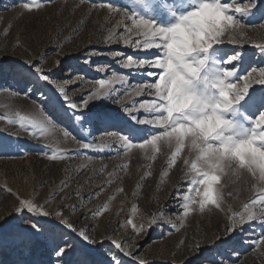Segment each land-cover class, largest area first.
I'll use <instances>...</instances> for the list:
<instances>
[{
    "label": "rangeland",
    "instance_id": "374dc122",
    "mask_svg": "<svg viewBox=\"0 0 264 264\" xmlns=\"http://www.w3.org/2000/svg\"><path fill=\"white\" fill-rule=\"evenodd\" d=\"M25 2L30 0H0V60L5 64L35 61L66 85L65 90L77 102L99 87L97 80L125 76L124 81L116 80L110 85L111 99L89 105L87 111L93 117L105 113L123 116L115 99L124 98L126 106L132 107L135 103L138 107L142 99L148 98L147 94L125 98L137 84L151 78L122 66L127 56L139 58L148 53L136 52L122 41L103 43V38L112 33L116 37L126 33L124 24L118 23L122 18L99 5L111 2L126 8L129 14L136 11L153 16L151 0H145L142 5L135 0H84L83 3L81 0H38L43 7L31 12L23 8ZM248 2L240 0L241 4ZM168 6H174L172 0H168ZM154 18L170 22V18ZM244 19L258 27L264 17L250 13ZM243 39L264 42V30H248ZM216 49L230 52L231 46L220 45ZM245 51L249 58L246 66L264 67V58L250 43L245 45ZM86 58L88 63H84ZM23 87L12 75L0 74V216L10 214L18 205V198L33 199L50 212L63 205L65 214L78 229L87 228L96 239L110 236L123 240L132 253L125 256L110 241L93 248L75 234L65 236L76 249H92L90 255L96 261L107 258L111 248L122 264H138L140 258L147 264H214L217 260H223L224 264H264V245L256 244L264 234V223L260 220L248 223L236 234L234 242L211 243L215 238L225 239L228 215L242 211V205L264 188L251 173L240 170L239 175L229 172L221 178L224 211L209 205L201 212L197 203L193 206L195 210L185 216L181 207L183 196L199 200L185 183L188 177L183 160L194 158L187 148L180 153L177 163L168 168L172 146L161 144L155 159H149L138 148L125 152L117 143L119 126L103 119L88 125L83 121L74 122L62 107L55 85L45 86L41 82L39 90L44 94L34 89L31 97L19 94ZM262 87L254 85L257 90ZM17 114L36 119L38 128H44V135L39 130L35 137L27 135L15 123ZM46 116L52 120L51 124L45 120ZM141 118L151 117L142 114ZM65 130L76 139L65 137ZM78 141L94 142L98 147L79 149ZM52 152H58L64 159H47ZM121 188L123 191H119ZM97 211L99 215H94ZM153 217L158 224L149 227L147 234H136L132 225L127 224L131 219L137 227L147 226ZM197 244L202 251H194ZM65 259L72 264V257ZM0 264H59V261L43 241L36 240L26 251L7 244L0 246Z\"/></svg>",
    "mask_w": 264,
    "mask_h": 264
},
{
    "label": "snow or ice",
    "instance_id": "6c2138e0",
    "mask_svg": "<svg viewBox=\"0 0 264 264\" xmlns=\"http://www.w3.org/2000/svg\"><path fill=\"white\" fill-rule=\"evenodd\" d=\"M81 2L83 3L84 0ZM135 2L142 5L145 0H135ZM172 3L174 6L169 7L168 0H151L153 16H146L136 11H131L129 14L126 8L116 7L111 2L99 5L100 8L107 9L122 18L118 23L124 24L126 33L119 37L112 33L103 38V43L112 44L122 41L124 46L131 47L136 52L148 53L147 56L137 58L130 55L124 59L122 65L124 68L145 74L151 78V81L139 83L130 93L125 94L127 99L147 94L148 98L142 99L138 107L135 103L132 107L126 106L123 102L124 98L114 100L123 116L119 113L116 115L105 113L95 114L93 117L87 110L89 105L97 101L111 99L110 85L116 80L124 81L125 76L97 80L96 84L99 87L77 102L65 90L66 85L55 80L51 71L45 72L33 60L17 64H5L4 60H0V74H10L19 83H23L24 87L19 90V94L25 97H31L34 89L43 95V91L39 90L41 82L45 86L55 85L62 107L71 114L74 122L83 121L84 125H88L103 119L119 126L120 130L116 133L117 143L125 152L138 148L145 151L149 159H155V154L160 151V145L168 144L174 149L167 161V167L171 168L180 159V153L187 148L194 158L183 160L184 165L187 166L188 177L185 183L191 186L190 190L199 197V200L197 201L194 196H183L184 202L181 207L184 215L187 216L194 211L193 206L197 203L201 212L209 205L224 211L221 178L229 172L232 175H239L240 170H246L264 185V167L260 164V156L264 155V87L259 90L254 88V85L264 86V67L246 66L249 58L245 51V45L250 43L251 47L258 50L259 55L264 58V42L243 39L248 30H264V19H260L261 23L258 27L255 23H246L244 19L250 13L264 17V0H249L245 4H241L240 0H231V2L191 0L190 3H186V0H172ZM22 6L29 12L43 7L38 0H30ZM93 7L96 5L93 4ZM206 12L218 16L211 34L200 25V14ZM154 17L170 18V22L163 23ZM177 28L192 32L201 31L202 46H194L191 51H184L183 54L175 53L169 47V42ZM220 45L231 46V51L216 49V46ZM214 49L215 54H213ZM119 55L123 58L122 53ZM88 62L86 58L84 63ZM59 63L56 62L57 66ZM222 93H227V97ZM185 96H191L192 102L187 108L176 111L173 101L178 104ZM170 109H172L171 115H169ZM142 114L151 118H141ZM17 115L18 119L15 123H18L27 135L35 137L37 130L41 136L44 135V128L42 126L38 128L36 119ZM208 115H213L222 122L217 129L218 138L201 137L197 141V147L190 140V133L177 130L178 126L183 125L198 132L196 121ZM45 120L49 124L52 123L47 116ZM137 125L140 127H136ZM146 130L148 135H145ZM63 135L76 139L67 130L63 131ZM141 135H143L142 139L139 138ZM241 142L250 144L252 149L243 159L232 155V149ZM78 144L79 149L85 150L98 147L94 142L78 141ZM208 145L214 147L208 149ZM221 145L226 146L222 158L218 162L202 166L200 160L206 157L207 151L219 152ZM76 153L79 154V150H76ZM47 159L62 160L64 156L52 152L47 155ZM7 191L10 193L11 189ZM227 195L232 196V192H228ZM63 208L64 206L61 205L50 212L33 199L18 198V205L13 211L0 216V246L7 244L26 251L33 242L40 240L51 249L59 264H69L65 257H72V264H122L112 253L111 248L108 249L106 260H94L90 256L92 249L74 248L71 241L65 238L67 232L75 234L84 244L93 248L103 246L105 241H110L111 245L125 256L132 255L124 246L123 240L113 239L110 236L96 239L87 228L78 229ZM74 209L75 206L72 207V210ZM242 209L228 215L224 230L225 239L215 238L211 241L213 245L234 242L236 234L254 220L264 223V188L255 198L244 203ZM94 215H99V211ZM127 224L132 225L136 234H147L149 227L156 226L158 220L153 217L147 226L137 227L131 219H128ZM256 244L264 245V234ZM194 251H202L201 246L197 244ZM138 264H147V261L140 258ZM214 264H224V262L217 260Z\"/></svg>",
    "mask_w": 264,
    "mask_h": 264
},
{
    "label": "clouds",
    "instance_id": "9594fccd",
    "mask_svg": "<svg viewBox=\"0 0 264 264\" xmlns=\"http://www.w3.org/2000/svg\"><path fill=\"white\" fill-rule=\"evenodd\" d=\"M218 20V16L212 13H202L200 14V25L203 29L207 30L210 34L215 27ZM203 38V34L201 31H186L184 28H177L172 36V39L169 42V47L174 50L175 53L183 54L184 51H191L194 46L201 47V40ZM227 97V93H222ZM192 102L191 96L183 97L179 103L177 104L173 101V105L176 111H180L183 108H187L189 104ZM220 105H217L219 107ZM172 109L169 110V115H171ZM221 121L218 118H215L213 115L203 116L199 120L196 121V128L198 132L193 131L192 129H187L183 125L178 126L177 130L180 132H188L190 133V140L196 144L198 147L197 141L199 138H218L216 135L217 129L221 126ZM214 146L208 145V149H212ZM225 145H221L219 148V152L215 151H207V155L204 159L200 160L202 166H207L211 162H218L225 151ZM251 146L248 143L241 142L236 145L235 148L232 149V155L236 157L244 158L246 153L251 152ZM260 164L264 167V155L260 156Z\"/></svg>",
    "mask_w": 264,
    "mask_h": 264
},
{
    "label": "bare ground",
    "instance_id": "6f19581e",
    "mask_svg": "<svg viewBox=\"0 0 264 264\" xmlns=\"http://www.w3.org/2000/svg\"><path fill=\"white\" fill-rule=\"evenodd\" d=\"M65 236L67 237V236H69V234L68 233H65ZM74 241H76V240H74ZM92 258H93V256L92 255H90ZM107 258L106 257H103L100 261H104V260H106Z\"/></svg>",
    "mask_w": 264,
    "mask_h": 264
}]
</instances>
